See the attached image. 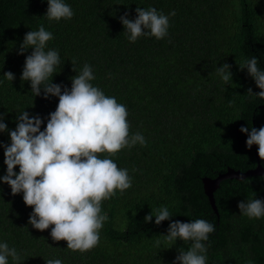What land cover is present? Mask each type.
Returning <instances> with one entry per match:
<instances>
[{
	"label": "trees",
	"instance_id": "trees-1",
	"mask_svg": "<svg viewBox=\"0 0 264 264\" xmlns=\"http://www.w3.org/2000/svg\"><path fill=\"white\" fill-rule=\"evenodd\" d=\"M74 15L50 21L47 0H0V116L7 130L0 145H10L24 111L39 116L47 126L59 98L35 96L31 82L21 79L26 57L21 45L29 31L43 26L53 35L47 50H57L60 64L49 82L71 89V78L85 64L91 66L90 83L126 106L130 136L141 133L146 143L125 147L109 156L127 169L131 187L116 190L101 203L108 219L99 230V243L86 251L54 241L52 226L39 231L29 224L33 208L23 193L12 195L0 181V243L15 248L7 264H174L179 250L192 241L167 242L170 223L203 219L215 232L202 241L206 264H264V217L248 218L238 204L264 200V176L224 178L214 193L219 216L205 194V177L216 178L230 167L246 172L258 165L255 145H246L241 127L264 126V99L247 69L252 57L264 71V0H64ZM155 8L169 16L163 39L140 36L135 42L120 17L136 19V8ZM175 15H170L171 12ZM71 61L75 63L72 64ZM230 65L232 80L225 82L218 68ZM73 68L75 72L73 71ZM12 72L13 81L4 77ZM62 87V92H63ZM229 101L232 105L229 106ZM257 152H258V146ZM0 146V177L7 173ZM264 166V161L260 158ZM135 170V171H134ZM14 171L19 174V166ZM167 207L171 218L155 224L145 217ZM160 245L156 246V240Z\"/></svg>",
	"mask_w": 264,
	"mask_h": 264
},
{
	"label": "clouds",
	"instance_id": "clouds-1",
	"mask_svg": "<svg viewBox=\"0 0 264 264\" xmlns=\"http://www.w3.org/2000/svg\"><path fill=\"white\" fill-rule=\"evenodd\" d=\"M47 4L45 16L50 21L71 19L74 15L64 0H47ZM136 14L135 20H130L128 13L120 17L131 42L142 35L158 40L168 35L169 16L155 8L139 7ZM170 15L174 16L175 12ZM51 39L52 33L43 26L24 36L19 54L28 48L34 50L26 57L21 79L31 82L35 96H39L43 88L45 99L58 97V106L50 114L44 131L40 130L43 121L39 116L30 118L26 111L18 116L16 129L10 132L11 144L0 145L4 147L7 166V173L0 181L10 186L13 196L23 193L25 205L33 208L28 221L33 228L44 231L52 226L54 241H66L68 249L86 252L98 245L99 230L108 219L106 213L101 214L102 201L110 199L116 190L122 193L129 189L132 183L127 169L119 168L111 158H101L98 154L111 156L137 143L144 145L146 141L139 132L130 136L126 106L90 83L95 78L91 66L85 64L82 71L71 78L70 90L49 82L60 64L57 50H45ZM230 67L224 64L218 68L225 82L232 80ZM240 68H246L261 89L254 94L249 88L247 95L264 99V71L258 67V60L252 57ZM4 77L9 81L15 79L10 71ZM6 130L7 125L0 116V132ZM240 131L247 134L249 149L258 146V156L264 161V126L259 130L251 127L250 131L248 127H241ZM17 166L19 174L14 171ZM238 208L248 218L264 217V200L241 201ZM153 216L158 226L172 217L167 207H161L155 213L151 211L145 222H151ZM214 232L215 226L203 219L188 223L174 221L167 235L162 237L167 242L178 238L193 242L187 251L179 250L174 264H206L207 248L202 241H207ZM155 243L158 247L160 240ZM9 256L20 260L15 248L0 243V264H7ZM45 264H62V261L49 259Z\"/></svg>",
	"mask_w": 264,
	"mask_h": 264
},
{
	"label": "water",
	"instance_id": "water-1",
	"mask_svg": "<svg viewBox=\"0 0 264 264\" xmlns=\"http://www.w3.org/2000/svg\"><path fill=\"white\" fill-rule=\"evenodd\" d=\"M255 153L258 159V165L255 168L249 169L246 172H244L239 169H234L230 167L227 171L219 173L218 177L216 178L205 177L203 179L205 194L209 197L210 203L218 216H219V211L216 205L214 193L217 190V188L220 186V181L222 179L228 177L229 178L236 177L239 179L241 178L244 179L245 177L251 175L264 176V166L260 163L256 145H255Z\"/></svg>",
	"mask_w": 264,
	"mask_h": 264
}]
</instances>
